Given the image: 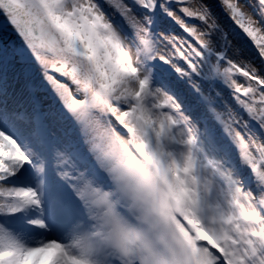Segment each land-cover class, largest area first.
I'll use <instances>...</instances> for the list:
<instances>
[{
	"label": "snow or ice",
	"instance_id": "snow-or-ice-1",
	"mask_svg": "<svg viewBox=\"0 0 264 264\" xmlns=\"http://www.w3.org/2000/svg\"><path fill=\"white\" fill-rule=\"evenodd\" d=\"M0 264H264V0H0Z\"/></svg>",
	"mask_w": 264,
	"mask_h": 264
}]
</instances>
